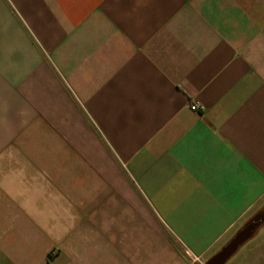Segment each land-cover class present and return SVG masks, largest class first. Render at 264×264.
<instances>
[{
	"label": "crops",
	"instance_id": "obj_1",
	"mask_svg": "<svg viewBox=\"0 0 264 264\" xmlns=\"http://www.w3.org/2000/svg\"><path fill=\"white\" fill-rule=\"evenodd\" d=\"M259 216L223 264H264V0H0V264H207Z\"/></svg>",
	"mask_w": 264,
	"mask_h": 264
},
{
	"label": "water",
	"instance_id": "obj_2",
	"mask_svg": "<svg viewBox=\"0 0 264 264\" xmlns=\"http://www.w3.org/2000/svg\"><path fill=\"white\" fill-rule=\"evenodd\" d=\"M261 222L262 217H256L233 239V241L221 253H219L207 264H223L225 260L235 251V249L253 233L256 226Z\"/></svg>",
	"mask_w": 264,
	"mask_h": 264
},
{
	"label": "rangeland",
	"instance_id": "obj_3",
	"mask_svg": "<svg viewBox=\"0 0 264 264\" xmlns=\"http://www.w3.org/2000/svg\"><path fill=\"white\" fill-rule=\"evenodd\" d=\"M184 254L190 258V255H189V253L187 252L186 249H184Z\"/></svg>",
	"mask_w": 264,
	"mask_h": 264
},
{
	"label": "built area",
	"instance_id": "obj_4",
	"mask_svg": "<svg viewBox=\"0 0 264 264\" xmlns=\"http://www.w3.org/2000/svg\"><path fill=\"white\" fill-rule=\"evenodd\" d=\"M191 108H192L193 110H196L198 107H197V105H193Z\"/></svg>",
	"mask_w": 264,
	"mask_h": 264
}]
</instances>
